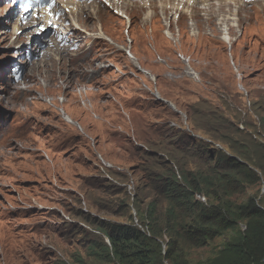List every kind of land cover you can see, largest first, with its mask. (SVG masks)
I'll return each mask as SVG.
<instances>
[{"label": "rangeland", "instance_id": "rangeland-1", "mask_svg": "<svg viewBox=\"0 0 264 264\" xmlns=\"http://www.w3.org/2000/svg\"><path fill=\"white\" fill-rule=\"evenodd\" d=\"M23 1L0 0V264H117L91 255L95 243L108 244L106 233L115 224L143 232L162 228L158 243L166 256L172 251L164 264L213 262L237 233L246 230L247 221L204 247L178 239L166 231L169 214L175 207L190 222L192 212L157 195V184L164 186L149 178L147 170L166 176L172 170L181 181L182 173L197 174L204 164L202 171L212 170L223 181L231 167L222 157L249 160L256 184L244 183L239 176L228 189L218 182L194 200L204 207L252 203L264 211V1L241 0V6L237 0H115V7L126 8L124 15L101 4V18L91 14L88 19L87 14L80 21L91 36L81 33L86 36L81 40L69 33L67 39L59 37L60 42L56 40L62 25L72 26L70 9L55 16L61 23L67 14L69 21L52 26L55 31H44L42 23L29 24L33 15L39 20L37 14L45 6L37 14L31 7V16L23 19L25 4L35 0ZM80 1L81 7L100 4ZM169 23L176 32L168 34L170 40ZM225 27L230 30L223 31ZM128 28L133 40L125 42ZM104 29L108 43L94 38ZM178 32L182 38L177 43L191 57L198 82L182 71H170L183 64L175 58L171 41ZM229 35L236 39L232 50L221 39ZM72 40H79L76 48L61 45ZM131 40L140 74L126 78L116 67L129 65L120 44ZM30 55L34 58L29 70L12 84L10 69L26 66L23 62ZM102 61L115 64L104 79L109 82L106 88L115 81L130 89L146 86L174 107L166 102L158 106L147 89L144 112L122 113L119 103L101 100L98 90L91 95V69ZM233 61L248 95L239 88ZM79 86L89 90L84 98L76 93ZM63 96L67 101L59 106L75 124L63 121L46 105L45 98L60 101ZM91 136L98 139L93 150L96 139L91 141ZM100 156L113 167L101 163Z\"/></svg>", "mask_w": 264, "mask_h": 264}, {"label": "trees", "instance_id": "trees-1", "mask_svg": "<svg viewBox=\"0 0 264 264\" xmlns=\"http://www.w3.org/2000/svg\"><path fill=\"white\" fill-rule=\"evenodd\" d=\"M197 113L194 111V115ZM202 115L205 114L202 112ZM222 158L231 167L230 174H224L223 181L220 180L219 175H213L212 170L208 173L202 171L200 167L204 164H200L197 174L182 173L181 181L176 180L177 175L172 170H170L171 176H166L158 175L154 169L148 168V177L154 178L155 182H162L164 186L157 184L155 189L157 195L164 194L177 208L182 210L186 208V211L190 209L192 212L189 215L190 222H185L186 217H183V214L173 207L174 211L169 214L166 231L195 247H204L210 241L223 236L227 231L237 229L241 222L247 221L246 230L237 233L219 257L210 264H264L263 210L252 203L240 207H235L232 203L225 206L204 207L194 200L197 193H203L204 190L209 193L218 182L221 183L220 185L223 183L222 187L228 189L229 185L239 180V176L243 177L244 183L247 180L251 185L257 183V176L251 169L252 164H248L249 160L241 162L234 157L224 156ZM156 159L163 161L161 156H157ZM166 165L171 167L170 164ZM156 212L155 208L151 215L154 216ZM152 230L143 232L131 225L115 224L106 233L108 244L95 243L96 246L92 248L91 255L117 264H164V259L172 257V251H169L166 256L162 246L158 243V236L163 234L162 228L157 226Z\"/></svg>", "mask_w": 264, "mask_h": 264}, {"label": "clouds", "instance_id": "clouds-1", "mask_svg": "<svg viewBox=\"0 0 264 264\" xmlns=\"http://www.w3.org/2000/svg\"><path fill=\"white\" fill-rule=\"evenodd\" d=\"M169 25H170V23L167 25L166 29L168 28ZM172 27L169 28V32L171 34L174 32ZM199 34H200V32L197 33V35H199ZM192 35L194 36L195 34H192ZM174 36H175V39L173 38L171 41H173L175 43V46H174L175 47V49H174L175 58L181 60V58L179 57V54H181V55L185 56L186 60H185V62H182L183 65L180 66V67H176V68H171L170 67V69H171L170 71H172L173 73H176V72L178 73V72L182 71V73H180V74L189 79V78H191L193 76L186 74L185 70H187L186 68H188L190 66V68L197 74V76L193 77V78H196V82H198L200 80V77H199V74L197 73V71L191 65V57L186 56V54L181 51V48H180L181 46L177 43L182 38L181 34L178 32ZM106 37L108 38V36H106ZM124 37H125L124 38L125 42H127L128 39L129 40L132 39L130 34H129V28L125 31ZM166 37H167V39H169L168 38V32H166ZM226 37H228V36H226ZM229 37H231V36L229 35ZM221 39H222V41H224V37H221ZM231 39L236 40L235 38H232V37H231ZM104 40L107 42L106 39H104ZM132 40L129 42V44L128 43H127V45L125 44V46L120 44V43H117V44H120L122 46L123 50L122 49H120V50H122V55L125 58V60L127 59V61L129 62V65H128L129 68H128V66L127 67L124 66L123 68L116 67V71L120 72V74L122 76H125V77H126V75L127 76L130 75V77H131L133 75L136 76V75L140 74V70L138 68L137 60L134 61V63H133V60H134L135 56L132 53V49L134 48V42ZM108 41H110V39H108ZM224 42L226 44H228L229 45V49L232 50V46L234 45V42H231V43H227L226 41H224ZM113 44H115V43H113ZM164 61L165 60H163V62ZM232 63H234V61ZM100 64H103L104 66L103 65L100 66ZM107 64H108V66H107ZM114 65L115 64L113 62H111V61H102V62H98V64L95 66V68L91 69V76L95 77V79L91 81V95H93L96 92V90H98V95L100 96L101 100H104V101L108 100L110 103H113V104H116V102H117V103L120 104L119 105L120 108H117V110L118 111H123L122 113H127L126 110H134V109L129 107L127 104H122L121 102H119V101H117L115 99V96H116L115 91L116 90L113 88V85H115L116 81L113 83V85L111 87H107V88L105 87L109 82L104 80V79H105V77L108 76L107 72ZM135 65H137V67ZM233 66L235 68V73L237 74V77H238V80H239L238 84H242V82H241L242 81L241 73H240L239 69L236 67L235 63L233 64ZM126 69H128V70H126ZM112 70H114V69H112ZM99 74H100V76L98 77L97 75H99ZM138 88L139 89H137V88H135V89H137L141 93H143L146 89L149 90L150 92H147V91L146 92L150 95V97H151L150 99L153 100L155 103H157L158 106L161 104V102H167L166 100L164 101L163 99H159L155 94H153V92L150 90V88H148L146 86L142 87V86L139 85ZM112 89L115 90V91H113ZM76 90H77L76 93H82L83 98L88 95V93L83 91V87L82 86H79ZM100 91H102V92H100ZM143 94L146 97L145 93H143ZM60 98H61V99H59L60 101H57L54 98H50V97L48 99L45 98L46 105L48 107H50L51 111L54 112L57 115V117L61 118L63 121H65L67 123H70V124H75V123H72L71 121L70 122L66 121V119L64 118L65 116H67L66 111L64 110V108H60V106H59V102H61L62 105L66 103L67 97L63 96V97H60ZM50 101H54L56 103L57 107L54 104H52ZM91 101H94L92 99V97H91ZM171 106L174 107L172 105V103H171ZM92 107H93L92 109L95 108V106H92ZM141 112H144V111L141 110ZM94 117H95L96 121L101 122V120H100V118H99V116L97 114H95ZM114 133H119V132L115 131ZM78 135H81V134L79 133ZM92 138L96 139V144L93 146L92 142H91V150L95 149L97 147V145H98L97 144V140H98L97 137L91 136V141H92Z\"/></svg>", "mask_w": 264, "mask_h": 264}, {"label": "bare ground", "instance_id": "bare-ground-1", "mask_svg": "<svg viewBox=\"0 0 264 264\" xmlns=\"http://www.w3.org/2000/svg\"><path fill=\"white\" fill-rule=\"evenodd\" d=\"M36 1V0H35ZM35 1H31V3H34ZM42 1H44V5H45V7L43 8V10L44 11H42V13L41 14H39L38 13V11H39V9L40 8H38L36 5L34 6L35 7V12H33V14H37V17H39L40 16V18H39V20H37V18H36V16L35 15H33L32 16V20H31V22H30V26H33V24L35 23V25H38V24H40V23H42V27L45 29L44 31H47V30H56L55 28H53L52 26H55V25H62V24H64L63 22H67V21H69V16L66 14L65 16H66V19L65 20H63L61 23H59V22H57V21H55V16L57 17V15L54 13V11L55 12H57L58 10H59V6L57 5V2H59V4H63L64 3V5H63V9H70V14H72L73 16H72V20L71 21H73L72 22V26L71 27H65V25H62V27H63V29H61V32H60V37H63L64 39H67V38H69V36L71 35V34H69V33H74V36L73 37H75V38H78L79 36H81L82 37V39L81 40H84V38L83 37H86L85 35H82L81 33H84V34H88L85 30H83V29H86V28H84L83 27V23H80V21H81V19H84L85 20V16L88 14V16H87V18L88 19H90L91 18V14H94V15H97L99 18H101L102 16L100 15V13L102 12H100V9L102 8L101 7V4H103V2H100V4L98 3V5H95V6H89V7H84L83 6V4H82V7L80 6L81 4H79L76 0H58L57 2H51V3H46V1L45 0H42ZM78 1H80V0H78ZM87 2L88 1H90V0H86ZM102 1H106V0H102ZM122 1V0H121ZM126 1V0H125ZM129 1V0H128ZM132 0H130V2H131ZM155 0H153L152 2H154ZM157 1V0H156ZM158 1H162V0H158ZM179 1V0H178ZM189 0H186V3L188 2ZM191 1V0H190ZM195 1V0H194ZM200 1V0H199ZM207 1V0H206ZM237 1H240V3L242 2L241 0H237ZM18 2V5L20 4V1H17ZM24 2V1H23ZM123 2H124V0H123ZM129 2V3H130ZM133 2V1H132ZM183 1H181V3H182ZM201 2V1H200ZM234 2V1H233ZM110 7L112 6V7H114V9H117L118 7H115V4H116V6H118V2H116L115 0H107V2H106ZM125 3V2H124ZM129 3H126V5L127 4H129ZM181 3H179V4H181ZM191 4H192V2H190ZM190 3H188V4H190ZM196 3V2H195ZM194 3V4H195ZM236 3V2H235ZM61 4V5H62ZM85 4V3H84ZM190 4V5H191ZM106 5V4H105ZM122 5H124V4H122ZM187 5V4H186ZM25 6H26V4H25ZM121 6V5H120ZM125 6V5H124ZM129 6V5H128ZM241 6H242V3H241ZM106 7H107V5H106ZM188 7V6H187ZM33 8V7H32ZM37 8V9H36ZM128 8V7H127ZM31 9V7H25V10L23 11V14H24V16H23V19H24V17H26L29 13V10ZM34 9V8H33ZM119 9V8H118ZM124 9H126L125 7H121L119 10H117L116 12L117 13H119V15H124V13L125 12H123V11H125ZM185 9V8H184ZM52 10H54V11H52ZM69 11V10H68ZM234 13H236V12H234ZM62 15V14H61ZM204 15V14H203ZM235 15H237V14H235ZM29 16H31L30 14H29ZM63 17V16H62ZM235 18V17H234ZM22 19V18H21ZM237 20V19H236ZM167 21H169V19L167 20ZM225 21V20H224ZM223 21V22H224ZM222 22V23H223ZM19 23V22H18ZM172 23V22H171ZM171 23H170V25L168 26L169 28L170 27H172V25H171ZM16 27V26H15ZM41 27V28H42ZM228 29V30H230L229 29V27H225L224 29H223V31L225 30V29ZM100 29V28H99ZM34 31H36V29L34 30ZM37 32L39 33L40 31L39 30H37ZM173 33H176V32H173ZM18 34V33H17ZM35 34V33H34ZM170 36H172L173 34H171L170 32L168 33ZM106 35V33H105V29L102 31V30H100V32L98 33V35L96 34V35H94V38L95 37H99V38H101V39H104V36ZM89 36H91V35H89L88 34V37ZM107 36V35H106ZM224 41H226L227 43H231V42H235L236 40H232L231 38L229 39V36L228 37H224ZM78 42V41H77ZM42 43V42H41ZM43 45V44H42ZM34 51H37V47H35L34 49H33ZM41 51H39V53H40ZM28 53V52H27ZM31 56V55H30ZM34 56V55H33ZM180 58H181V61L182 62H185V60H186V58H185V56H180ZM136 60H138V59H136V58H134V60H133V63H134V61H136ZM165 62V61H164ZM23 63H25L26 64V68L29 70V68H30V63H27L26 61H24ZM183 65V64H182ZM101 66V65H100ZM104 66V65H103ZM107 66H108V64H107ZM136 67H137V65H135ZM187 70H185V72H186V74H188V75H191V76H193V77H196L197 76V74L190 68V66L188 67V68H186ZM171 70V69H170ZM175 80V79H174ZM194 82V81H193ZM239 88H241V90L243 91V93H246V95H248V91L245 89V87L242 85V84H239ZM87 91H88V89H84V92H86L87 93ZM156 92V91H155ZM157 93V92H156ZM157 95V94H156ZM158 97V96H157ZM246 97V96H245ZM159 98V97H158ZM160 99V98H159ZM244 99V98H243ZM247 102V101H246ZM51 103H52V101H51ZM166 103H168V105H170L171 106V103L170 102H166ZM54 104V103H53ZM247 105L249 106V108H252V104H251V102L249 101L248 103H247ZM65 110V109H64ZM66 111V110H65ZM66 114H67V112H66ZM65 119H66V121H68V122H72V123H74L75 121L69 116V114H67V116H65L64 117ZM257 126V125H256ZM100 158V160H101V163H103L104 165H106L108 168L109 167H113V165L111 164V163H108V162H105V160L103 159V157H99Z\"/></svg>", "mask_w": 264, "mask_h": 264}, {"label": "crops", "instance_id": "crops-1", "mask_svg": "<svg viewBox=\"0 0 264 264\" xmlns=\"http://www.w3.org/2000/svg\"><path fill=\"white\" fill-rule=\"evenodd\" d=\"M113 88L116 90L115 94V99L122 104H127L129 107L134 109L135 111L141 112V110L145 111L146 110V97L144 96L143 93L139 92L135 88H129L125 87L123 83L121 84H115L113 85ZM109 102L108 100H106ZM110 103V102H109ZM107 144H105L106 146Z\"/></svg>", "mask_w": 264, "mask_h": 264}]
</instances>
